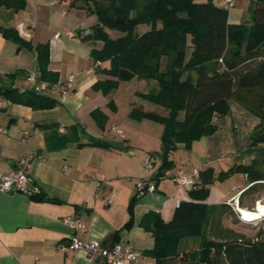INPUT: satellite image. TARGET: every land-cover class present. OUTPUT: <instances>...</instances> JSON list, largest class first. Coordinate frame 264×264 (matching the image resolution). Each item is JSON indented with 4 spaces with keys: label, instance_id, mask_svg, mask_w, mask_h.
I'll return each mask as SVG.
<instances>
[{
    "label": "crops",
    "instance_id": "0c3cea01",
    "mask_svg": "<svg viewBox=\"0 0 264 264\" xmlns=\"http://www.w3.org/2000/svg\"><path fill=\"white\" fill-rule=\"evenodd\" d=\"M25 1L24 13L0 8V29L13 28L18 34L16 20L21 15L24 19L20 25L27 22V31L19 37L32 47L48 44V70L57 74V82L49 85L56 88L50 94H41L52 97L56 106L37 110L11 103L0 95V127L7 131L6 135H0V175L14 171L23 156L34 153L37 158L31 161L30 177L40 187V194L33 199L0 193V264H108L102 258L88 262L84 252L70 250L72 239L88 240L102 248L129 245L136 257L126 264H155L154 259L144 255V251L153 247V238L139 227L142 216L154 211L167 223L177 203L190 201L189 191L171 181L181 170L201 172L211 168L217 176L238 165L237 160L249 165L245 152L258 119L251 128L255 116L243 107L229 108L227 115L215 116L212 123L216 131L193 143L190 150L179 145L170 158L171 170L153 180L160 165L163 127L149 120H130L128 115L132 107L156 111L155 106L136 97L137 92L147 93L156 87L132 90L121 106L115 102L116 91L108 95L95 91L92 86L105 79L97 69L107 67L108 63L93 62L90 51L101 44L84 41L81 35L87 36L85 31L90 33L96 23L83 26L81 19L66 20L65 11L57 13L56 0ZM70 4L84 8L83 1L70 0ZM242 14L232 11L228 24L242 23ZM106 32L110 35L111 31ZM28 76L35 81L39 78L35 51L19 47L0 33V84L20 92L32 90ZM69 77H73V87L62 93V84ZM110 102L115 111L111 110ZM94 110L107 117L103 130L91 117ZM248 114L252 116L249 121L244 119ZM24 132L30 134L26 140H22ZM99 141H118L124 149L105 148L96 144ZM148 159L151 168L146 171L144 163ZM253 163L258 169V161ZM242 176L234 174L218 195L205 203L210 206L237 200L241 214L246 209L250 211L248 207L257 209L261 202L258 197L249 205L244 198L240 200L251 186L247 182L243 186ZM111 194L112 203L106 204L105 199ZM65 217L80 219L85 228L77 232L69 229L62 222ZM232 218L236 225L242 222L235 212ZM227 225L222 222V229L235 228ZM261 230L264 233V227ZM234 232L238 233L235 229ZM261 235L258 239L263 240ZM199 247L191 245L183 253L197 251ZM182 260L180 256L177 262ZM167 264L178 263L171 260Z\"/></svg>",
    "mask_w": 264,
    "mask_h": 264
},
{
    "label": "trees",
    "instance_id": "16d2710c",
    "mask_svg": "<svg viewBox=\"0 0 264 264\" xmlns=\"http://www.w3.org/2000/svg\"><path fill=\"white\" fill-rule=\"evenodd\" d=\"M83 2L86 12L97 16V23L81 38L101 44L90 51L94 63H108L97 69L105 79L98 80L92 89L108 95L120 83L134 79L156 84L155 90L137 92L136 97L157 110L132 107L128 115L130 120H149L163 127L160 165L153 180L171 170L169 157L179 145L190 150L193 143L216 131L212 119L227 115L231 99L258 119L250 145L264 144V0H256L251 25L228 24V11L214 7L211 0H148L142 6L136 0ZM0 8L17 13L26 8V1L0 0ZM139 26L144 27L142 32H137ZM106 30L121 35L113 39ZM0 33L19 47L35 51L40 82H57V74L48 70V44L32 47L13 28H1ZM257 59L260 61L254 70L236 73L241 64ZM0 95L37 110L56 106L52 97L33 90L20 92L0 84ZM109 105L115 111L111 102ZM91 117L100 130L105 128L104 113L94 110ZM96 144L109 148L104 141ZM234 174H243L251 185L240 200L256 192L264 181V172L253 162L233 165L220 172L217 179ZM214 178L211 168L199 172L195 187L188 192L190 201L179 203L171 221L165 223L154 211L142 216L139 227L153 238V247L144 255L155 264L171 260L178 264H264V241H251L223 230L222 222L227 214L234 217L233 210L228 204L205 203ZM183 238H200L201 242L199 249L184 254L180 263L177 259Z\"/></svg>",
    "mask_w": 264,
    "mask_h": 264
},
{
    "label": "rangeland",
    "instance_id": "374dc122",
    "mask_svg": "<svg viewBox=\"0 0 264 264\" xmlns=\"http://www.w3.org/2000/svg\"><path fill=\"white\" fill-rule=\"evenodd\" d=\"M50 1V0H49ZM57 2H59V4L57 5V8H56V11L57 13H61L62 11H65L66 12V15H67V18L66 20H71V22L75 19L77 20H80L82 21L83 23V26H88L89 24H94V23H97V16L95 14H88L86 12V10L84 8H76L75 5L73 4H70V0H56ZM77 1H83V0H77ZM137 2H139V4L142 6L143 4L147 3L148 0H136ZM212 1V4L214 7H217V8H220V9H225L227 10L229 13V16H231L232 14V11H236V12H242V23H246L247 25H251L252 23V10L254 8V5L256 4L255 3V0H234V9H228L226 8L223 4H222V0H211ZM45 6H48V3L45 4ZM88 6L90 8L93 7V4L92 2H89L88 3ZM248 6L250 7L248 9ZM252 7V9H251ZM49 11H50V8H49ZM26 12V9L22 10V13ZM43 16L46 18V15L43 13ZM19 19L16 20V23L20 25V23L22 24V19H24L23 17H21V15H18ZM27 23V22H25ZM25 23L22 25H18L16 28L18 29V36H22L23 34H26V31H27V26L25 25ZM144 30V27L142 26H139L137 28V32H142ZM121 34L118 33V32H114V31H111L110 32V36L111 38L115 39V38H118ZM239 52H243V47H241L239 49ZM259 61L260 60H251L249 62H246L244 64H241L237 70H236V73L237 74H243L247 71H251V70H254L257 65L259 64ZM147 85V86H146ZM156 87V84L155 82H147V81H144V80H133V81H130V82H123V83H120L118 88L115 90L116 91V97H115V102L121 106V104H123L127 99H129V96L131 94V91L132 90H136V89H151V87ZM229 108L233 109H239V107H241L239 104L235 103L233 99H231L229 101ZM229 112V111H228ZM231 113V111H230ZM228 114V113H227ZM233 114V113H232ZM252 115V114H251ZM251 115H247V117L244 119L246 120H250L252 119V116ZM224 119H228V118H222V120ZM245 120V121H246ZM256 123V117H255V120L253 122V124L251 125V128L254 127V124ZM248 125V123H247ZM241 130L245 131L243 127H241ZM240 128H239V133L238 135L240 134ZM245 146V145H244ZM245 156L247 158V161H248V164L252 163L253 161L255 162L256 160L258 161V170L264 172V144L262 145H258V146H247V150L245 152ZM172 157V156H171ZM169 157V158H171ZM253 158H255L253 160ZM237 162L239 164H241V162L239 160H237ZM233 165V163H232ZM191 170V168H190ZM215 178L214 180L212 181V183L209 185V194L206 198L205 201H207L208 199L210 200H213V197L215 195V197L218 195L219 193V190H221V187L223 185H225L229 179L233 176H230L229 178L227 179H224V180H219L217 179V176L214 175ZM198 181V179H197ZM241 182L243 184V186L246 185V179L244 176H242V179H241ZM256 197H258V200L261 201V203L264 204V183L257 186V191L256 192H253V193H250L248 195H246L244 197V202L249 205V204H254V199H256ZM248 210H251L249 207H248ZM224 223L228 224L227 227L230 226H234L235 228H232V232H234V229L236 231H238V233H235L237 235H243L244 236V239H249L251 241H256L260 234H262V241H264V233H261L262 232V227H264V217L260 218L259 220L257 221H254V222H238L237 225L236 223H234V219L229 217L228 214L225 216V219H224ZM227 236H229L227 234ZM200 238H183L180 242V245H179V253H180V256H181V260L183 258V251L185 250H189L188 248H190V246L192 245V247L194 246H197L199 244L200 246ZM183 253V254H182ZM183 261V260H182Z\"/></svg>",
    "mask_w": 264,
    "mask_h": 264
},
{
    "label": "built area",
    "instance_id": "2783aa9c",
    "mask_svg": "<svg viewBox=\"0 0 264 264\" xmlns=\"http://www.w3.org/2000/svg\"><path fill=\"white\" fill-rule=\"evenodd\" d=\"M222 4L231 9L234 6V0H222ZM59 35L56 34L54 37L57 38ZM28 37V36H26ZM27 81L32 83V88L36 84L35 78L33 76H28ZM73 87V77H69L62 84V93ZM31 88V89H32ZM55 86H49L46 83H39L36 93H51ZM33 90V89H32ZM7 131L5 128L0 127V135H6ZM30 137L27 132L23 133V139L26 140ZM129 154H132L131 152ZM37 158L34 153L23 156L19 162L18 166L14 171L3 173L0 175V193L3 194H19L21 196L33 199L40 194V187L32 180L30 177V164L31 161ZM146 171L151 168L150 159L144 163ZM199 172L193 171H179L174 176L171 177V181L176 187L190 191L195 187L196 181L198 179ZM264 183V181H261ZM113 195H109L105 199L106 204L112 203ZM231 209L237 214L240 221L244 222L240 211L238 210V201L233 200L228 202ZM179 203L176 204V207ZM253 209L251 211H255ZM63 224L69 229L77 232L85 228V224L78 218L65 217L62 219ZM72 251H82L85 254V258L88 262L93 261L96 258H102L107 261L108 264H126V261H132L136 257V253L133 251L129 245H114L111 248H102L96 243L88 240L72 239L68 247Z\"/></svg>",
    "mask_w": 264,
    "mask_h": 264
},
{
    "label": "bare ground",
    "instance_id": "6f19581e",
    "mask_svg": "<svg viewBox=\"0 0 264 264\" xmlns=\"http://www.w3.org/2000/svg\"><path fill=\"white\" fill-rule=\"evenodd\" d=\"M238 210L240 211V209L238 208ZM240 215H242L243 217V221L244 222H254L259 220L260 218L264 217V204L259 202L257 205V209L255 211H244V213L241 214L240 211Z\"/></svg>",
    "mask_w": 264,
    "mask_h": 264
},
{
    "label": "water",
    "instance_id": "95a60500",
    "mask_svg": "<svg viewBox=\"0 0 264 264\" xmlns=\"http://www.w3.org/2000/svg\"><path fill=\"white\" fill-rule=\"evenodd\" d=\"M118 22H121V20H118ZM89 34V30L85 31V35ZM39 78H37L36 84L34 85V87L32 88L33 91L36 92L37 87L39 86ZM109 147L114 148V149H118V150H123L124 149V145L121 142L118 141H104Z\"/></svg>",
    "mask_w": 264,
    "mask_h": 264
}]
</instances>
